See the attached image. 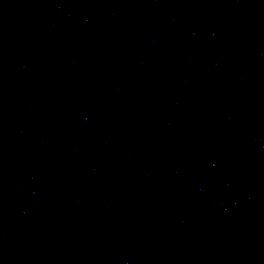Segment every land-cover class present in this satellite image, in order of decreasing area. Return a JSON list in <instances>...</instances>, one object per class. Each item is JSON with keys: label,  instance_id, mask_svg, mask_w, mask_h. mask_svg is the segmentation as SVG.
<instances>
[{"label": "water", "instance_id": "obj_1", "mask_svg": "<svg viewBox=\"0 0 264 264\" xmlns=\"http://www.w3.org/2000/svg\"><path fill=\"white\" fill-rule=\"evenodd\" d=\"M0 264H264V0H0Z\"/></svg>", "mask_w": 264, "mask_h": 264}]
</instances>
